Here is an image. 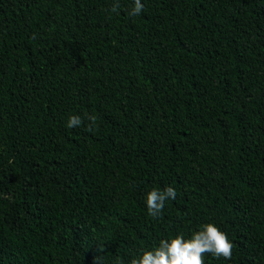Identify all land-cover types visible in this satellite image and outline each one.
Here are the masks:
<instances>
[{
	"label": "trees",
	"instance_id": "obj_1",
	"mask_svg": "<svg viewBox=\"0 0 264 264\" xmlns=\"http://www.w3.org/2000/svg\"><path fill=\"white\" fill-rule=\"evenodd\" d=\"M141 2L0 0V264H128L208 222L233 255L205 264H264V0Z\"/></svg>",
	"mask_w": 264,
	"mask_h": 264
},
{
	"label": "clouds",
	"instance_id": "obj_2",
	"mask_svg": "<svg viewBox=\"0 0 264 264\" xmlns=\"http://www.w3.org/2000/svg\"><path fill=\"white\" fill-rule=\"evenodd\" d=\"M120 0H113L111 8L112 13H118L120 10ZM144 10V4L141 0H133V5L128 9V15L138 16ZM85 125L88 132H94L97 125V117L92 114L70 115L67 120V127H79ZM176 190L168 186L164 190L156 188L146 193L147 214L153 219L161 217L165 203L169 199L175 200ZM219 259L231 260L233 255V243L229 240L227 234L215 223L208 222L200 226L198 231H193L191 236L185 238L183 234L170 235L168 238H162L158 246L151 249H143L139 256L133 257L128 264H205V255ZM102 264V257L95 258L94 264ZM117 264H120L118 259Z\"/></svg>",
	"mask_w": 264,
	"mask_h": 264
}]
</instances>
